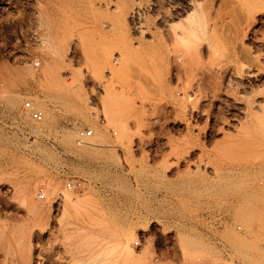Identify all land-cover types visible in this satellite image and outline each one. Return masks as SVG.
Wrapping results in <instances>:
<instances>
[{
	"label": "rangeland",
	"instance_id": "374dc122",
	"mask_svg": "<svg viewBox=\"0 0 264 264\" xmlns=\"http://www.w3.org/2000/svg\"><path fill=\"white\" fill-rule=\"evenodd\" d=\"M0 264H264V0H0Z\"/></svg>",
	"mask_w": 264,
	"mask_h": 264
},
{
	"label": "built area",
	"instance_id": "2783aa9c",
	"mask_svg": "<svg viewBox=\"0 0 264 264\" xmlns=\"http://www.w3.org/2000/svg\"><path fill=\"white\" fill-rule=\"evenodd\" d=\"M24 109H26L27 111H29L31 113V116H32V118L35 121H41L42 120V116L40 115V113L35 112L29 102H25ZM91 135H92V132H90V131L81 133L80 134V138L78 140V145H83L84 144V141L86 139L90 138ZM76 187H80V183H76V184L67 183L66 184V188L67 189H73V188H76ZM39 198L40 199H43L44 198V195L43 194H40L39 195Z\"/></svg>",
	"mask_w": 264,
	"mask_h": 264
},
{
	"label": "bare ground",
	"instance_id": "6f19581e",
	"mask_svg": "<svg viewBox=\"0 0 264 264\" xmlns=\"http://www.w3.org/2000/svg\"><path fill=\"white\" fill-rule=\"evenodd\" d=\"M7 2H8V1H7ZM7 2H5V3H7ZM7 5H8V4H7ZM32 108H33V107H32ZM126 250H127V249H126ZM127 251H128V253H130V252L132 253V251H131L129 248H128Z\"/></svg>",
	"mask_w": 264,
	"mask_h": 264
}]
</instances>
